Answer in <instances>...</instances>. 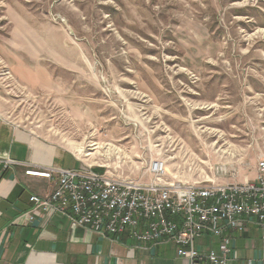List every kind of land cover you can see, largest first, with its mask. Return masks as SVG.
I'll return each mask as SVG.
<instances>
[{
  "label": "rangeland",
  "instance_id": "1",
  "mask_svg": "<svg viewBox=\"0 0 264 264\" xmlns=\"http://www.w3.org/2000/svg\"><path fill=\"white\" fill-rule=\"evenodd\" d=\"M0 117L118 177L253 179L264 0H0Z\"/></svg>",
  "mask_w": 264,
  "mask_h": 264
},
{
  "label": "built area",
  "instance_id": "2",
  "mask_svg": "<svg viewBox=\"0 0 264 264\" xmlns=\"http://www.w3.org/2000/svg\"><path fill=\"white\" fill-rule=\"evenodd\" d=\"M148 167V181L114 176L92 165L26 171L55 184L45 196H29L31 212L64 215L72 228L126 234L140 245L169 240L188 264H226L235 253L230 232H247L250 223L264 231V158L257 161L253 180L224 183L166 181L161 159H151ZM204 236L219 242L201 250L197 242Z\"/></svg>",
  "mask_w": 264,
  "mask_h": 264
},
{
  "label": "crops",
  "instance_id": "3",
  "mask_svg": "<svg viewBox=\"0 0 264 264\" xmlns=\"http://www.w3.org/2000/svg\"><path fill=\"white\" fill-rule=\"evenodd\" d=\"M66 157L75 166H89L81 165L71 151L60 150L55 143L0 117V264H188L186 258L177 256L169 240L140 245L126 234L111 236L87 227L72 228L64 215L33 214L29 196H45L55 184L26 171L71 168L61 165ZM7 159L14 163L8 164ZM94 168L106 171L103 166ZM263 236L255 223H250L247 232H230L235 253L226 264H264ZM218 242L204 236L197 243L206 250Z\"/></svg>",
  "mask_w": 264,
  "mask_h": 264
},
{
  "label": "trees",
  "instance_id": "4",
  "mask_svg": "<svg viewBox=\"0 0 264 264\" xmlns=\"http://www.w3.org/2000/svg\"><path fill=\"white\" fill-rule=\"evenodd\" d=\"M98 169V168H97ZM99 170V169H98ZM102 171V169H100Z\"/></svg>",
  "mask_w": 264,
  "mask_h": 264
}]
</instances>
